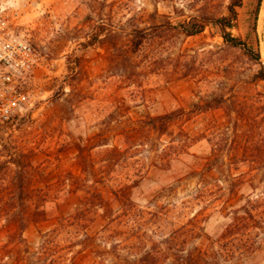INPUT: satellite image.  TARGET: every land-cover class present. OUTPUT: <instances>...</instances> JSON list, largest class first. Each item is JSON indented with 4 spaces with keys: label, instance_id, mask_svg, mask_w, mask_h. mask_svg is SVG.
<instances>
[{
    "label": "rangeland",
    "instance_id": "rangeland-1",
    "mask_svg": "<svg viewBox=\"0 0 264 264\" xmlns=\"http://www.w3.org/2000/svg\"><path fill=\"white\" fill-rule=\"evenodd\" d=\"M214 2L208 0L207 4L211 6ZM186 3L183 12L186 15L205 5L204 0ZM173 6L171 0H0V10L15 17L18 31L36 48L39 56L23 107L11 119L0 122L2 194L7 188L18 186L19 170L24 171L23 186H30L31 194L26 201L29 219L24 240L18 237L15 223L2 214L5 201L0 198V264H26L25 258L29 255L24 250L31 253L39 250L41 231L53 228L60 218L73 213L86 196L87 186H97L113 209L119 208L120 202L113 193L117 183L97 181L103 148L87 149L96 142L95 135L104 118L117 107L127 106L125 114L136 119L179 107L189 109L193 102L213 93L233 95L239 102L264 95V80L255 78L264 68V0H243L238 8V27L232 30L248 47L260 52L259 61L249 59L241 49L225 46L214 24H209L203 33L189 37L160 34L148 47L153 67L140 79V87H135L107 71L109 60L101 42L88 44L102 28L125 31L135 26H149L150 14L155 8L159 14L170 15L174 22L184 19L185 16L174 13ZM155 56L157 59L153 61ZM186 64L192 70L190 75H177L176 68L185 70ZM115 119L116 116L112 117ZM183 128L197 140L170 167L147 161L136 185L123 180L131 200L145 205L164 187L201 171L212 153L209 136L215 140L221 135L220 145L227 154L225 162L231 167L225 164L226 171L218 163L207 172L204 178L208 186L215 183L228 186L226 174L235 176L247 170L245 164L236 161L244 142L243 124L234 133L224 109L198 112ZM173 130L178 131L176 127ZM79 144L85 148V161L93 164L96 172L86 182L75 179L83 176L77 155ZM111 144L121 146V137L112 139ZM8 160L10 163L5 165ZM197 180L178 186H190V191L199 186ZM76 186L78 190L74 191ZM249 192L250 188L243 186L234 196L218 193L211 206L226 212L243 204ZM186 193L181 191L178 199ZM37 195L47 201L43 205L44 219L33 215ZM200 208L194 207L193 212ZM227 222V217L219 216L206 219L203 225L206 234L216 238ZM102 224L97 216L88 232L94 234ZM196 245L204 249L209 241L202 236ZM78 249L79 246L71 251L66 248L62 264H97L90 250L78 252ZM32 259L34 264L35 258ZM245 264H264V246Z\"/></svg>",
    "mask_w": 264,
    "mask_h": 264
},
{
    "label": "trees",
    "instance_id": "trees-1",
    "mask_svg": "<svg viewBox=\"0 0 264 264\" xmlns=\"http://www.w3.org/2000/svg\"><path fill=\"white\" fill-rule=\"evenodd\" d=\"M171 1L174 2V13L185 16L184 19L174 22L170 15L159 14L155 8L147 27L135 26L125 31L102 28L89 39L90 45L96 41L104 45L109 60L107 71L111 75L124 79L131 86L140 87V79L153 67L148 47L154 37L166 33L194 36L203 33L209 24L219 28L225 46L241 49L251 60H260L259 51L252 50L241 37L232 33L238 27V8L243 5V0H216L211 6L207 4L208 0H204L205 5L189 15L183 14L188 0H180L181 5L178 0ZM156 59L155 56L153 61ZM182 69L177 67L175 73L186 77L192 71L188 65ZM255 78L264 80V68ZM125 108L117 107L107 114L95 135L96 142L87 148L88 151L103 148L100 180L97 181L117 183L113 193L120 202L119 208L113 209L97 186H87L86 196L73 213L60 218L53 228L41 231L39 250L33 253L24 250L29 255L25 258L26 264L33 263L32 257L36 261L34 264H62L66 248L71 251L77 246L78 252L90 250L97 264H245L264 246V95L239 102L233 95L213 93L199 98L189 109L179 107L136 119L125 114ZM218 108L224 109L234 133L243 124L244 142L236 161L245 164L247 170L235 176L226 174L228 186L217 183L208 186L204 178L207 172L218 163L224 169L225 164L231 167L225 162L227 154L220 145L223 142L221 135L215 140L209 136L207 140L211 143L212 153L201 171L192 172L177 183L164 187L145 205L131 200L129 192H126L125 179L136 185L147 161L163 168L170 167L172 161L197 140L184 130L183 124L198 112ZM174 127L177 132H174ZM119 136L121 146L111 144V140ZM164 136L169 137L168 140ZM77 151L83 176L75 179L86 182L96 172L93 164L85 161V148L79 144ZM4 163L7 165L10 160ZM133 171L135 174L132 176ZM24 177V171L19 170L18 186L7 188L4 194L0 187V198L5 201L2 214L15 223L21 240H24L23 232L29 219L26 201L31 197L30 186H23ZM194 178H198L199 185L194 189L189 191L190 186H178L189 184ZM243 186H248L250 192L240 206L226 212L211 206L218 193L234 196ZM181 191L187 193L178 199ZM45 202L43 196L35 197L33 215L45 218ZM196 206L201 208L194 213ZM97 216L103 224L90 234L88 228ZM219 216L227 217L228 222L220 235L213 238L206 234L203 221ZM202 236L209 241V246L204 249L196 245Z\"/></svg>",
    "mask_w": 264,
    "mask_h": 264
},
{
    "label": "built area",
    "instance_id": "built-area-1",
    "mask_svg": "<svg viewBox=\"0 0 264 264\" xmlns=\"http://www.w3.org/2000/svg\"><path fill=\"white\" fill-rule=\"evenodd\" d=\"M0 10V122L11 119L26 101V88L39 59L17 29L14 16Z\"/></svg>",
    "mask_w": 264,
    "mask_h": 264
}]
</instances>
